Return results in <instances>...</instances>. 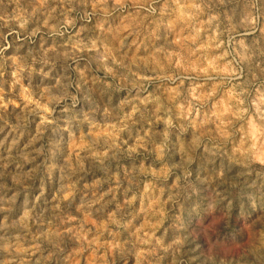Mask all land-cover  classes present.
<instances>
[{
	"label": "rangeland",
	"instance_id": "374dc122",
	"mask_svg": "<svg viewBox=\"0 0 264 264\" xmlns=\"http://www.w3.org/2000/svg\"><path fill=\"white\" fill-rule=\"evenodd\" d=\"M0 264H264V0H0Z\"/></svg>",
	"mask_w": 264,
	"mask_h": 264
}]
</instances>
